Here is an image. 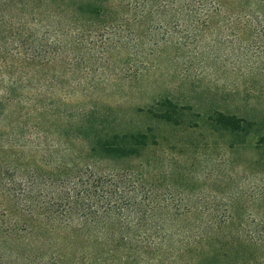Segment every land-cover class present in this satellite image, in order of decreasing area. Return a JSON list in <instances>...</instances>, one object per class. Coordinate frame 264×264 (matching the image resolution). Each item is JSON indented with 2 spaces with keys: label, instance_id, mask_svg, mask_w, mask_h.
Wrapping results in <instances>:
<instances>
[{
  "label": "trees",
  "instance_id": "obj_1",
  "mask_svg": "<svg viewBox=\"0 0 264 264\" xmlns=\"http://www.w3.org/2000/svg\"><path fill=\"white\" fill-rule=\"evenodd\" d=\"M210 27L238 43L236 54L257 57L264 53V0H0V58H19L28 47V64L45 72L31 150L38 158L0 156V264H264V219L247 224L254 231L240 220L234 232L224 230L236 223L231 215L180 222L175 211L188 209L167 203L140 163L155 144L151 131L108 129L97 105H70L49 87L73 62L84 64V49L96 51L90 42L117 50L131 43L130 52L140 54L159 42H195ZM13 44L21 47L9 50ZM53 60L63 72H53ZM177 103L164 97L147 112L178 125L184 114ZM209 119L232 134L253 128L234 114ZM260 140L254 148L263 153L264 132ZM119 161L137 165L119 168ZM169 210L173 217L164 215ZM197 226L204 231L192 233Z\"/></svg>",
  "mask_w": 264,
  "mask_h": 264
},
{
  "label": "rangeland",
  "instance_id": "obj_2",
  "mask_svg": "<svg viewBox=\"0 0 264 264\" xmlns=\"http://www.w3.org/2000/svg\"><path fill=\"white\" fill-rule=\"evenodd\" d=\"M217 30L206 29L207 34L195 42H159L157 48L143 44L140 54L130 52L131 43L117 50L114 44L90 42L96 51L84 49V64L73 62L75 69L63 80L53 78L49 87L70 105H97L108 129L150 130L155 144L149 145L140 163L159 192H165L167 203L188 209L175 211L174 216L196 226L231 215L236 223L224 230L234 232L239 231L234 224L240 220L247 225L264 219V150L254 148L264 132V53L241 57L235 52L238 43L216 36ZM222 32L229 30L225 26ZM17 45L8 49L21 47ZM27 48L20 49L19 58L8 56L5 62L0 58L3 160L38 158L31 150L37 139L39 78L45 72L28 64L32 60ZM105 49L108 55L101 54ZM63 65L56 61L53 72H63ZM164 97L183 108L178 125L156 121L147 112ZM216 112L242 117L253 128L238 134L217 130L209 119ZM114 164L125 168L136 166L137 161ZM101 165L111 166V162ZM164 215L173 217V212ZM203 228L191 231L201 233ZM245 228L254 231L252 225Z\"/></svg>",
  "mask_w": 264,
  "mask_h": 264
}]
</instances>
